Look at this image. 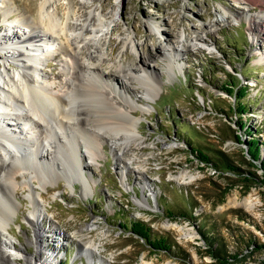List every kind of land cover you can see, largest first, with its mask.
<instances>
[{"label": "rangeland", "instance_id": "1", "mask_svg": "<svg viewBox=\"0 0 264 264\" xmlns=\"http://www.w3.org/2000/svg\"><path fill=\"white\" fill-rule=\"evenodd\" d=\"M6 1L8 8L0 7L3 38L9 36L3 22L8 16L6 24H12L14 34L30 32L24 18L49 41L44 26L38 24L43 0ZM263 4L245 7L234 0H49L46 12L55 17L60 28L66 21L80 24L88 14L95 17L89 25L100 21L96 27L88 26L95 31L91 35L72 30L73 37L80 36L88 47L97 46L102 55L103 66L98 69L102 75L85 77L96 79L105 97L120 113L132 117L138 130L134 129V136H126L125 148L131 147L127 152L122 149L124 143L120 146L121 142L107 136L93 138L88 144L95 152L92 155L84 142L86 137L74 126L67 128L68 137L65 129L48 127L52 136L67 146L62 153L64 172L54 174L44 163L40 169L29 163V158L18 162L22 167L12 189L17 212L4 215L9 228L1 231L3 241L24 245L23 254H34L37 264H209L212 257L203 232L241 258L234 264H264V248L250 244L251 240L264 241V185L247 172L254 168L247 163L244 143L251 136L264 142V28L247 29L252 15L264 24ZM54 36V43L38 41L44 46L42 59L32 66L39 75L36 84L40 91L63 95L68 93L67 81L74 68L64 36ZM109 38L118 43L112 55L107 48ZM8 43L0 46L2 79L5 68L15 77L20 71L15 64L20 49L13 56ZM89 51L93 48L85 52ZM123 51L129 54L127 59ZM147 52L154 56L148 59ZM80 61L90 66L86 57ZM141 64H146L152 79ZM127 66L135 68L136 74H124ZM109 70L121 78L131 77L123 82L133 93L113 84L107 76ZM52 72H59V77ZM234 75L248 86L244 101L249 108L242 114L232 111L234 98L221 89ZM12 107L5 101L0 114L14 113ZM131 109L133 114L129 115ZM5 116L4 122H11L9 115ZM239 120L251 125L250 134L240 129ZM17 126L28 138L36 136L26 130L32 125L19 121ZM256 126L260 128L257 131ZM192 145L222 149L244 172H222L204 164L192 154ZM23 146L22 153L28 156L49 150L45 140L40 149L35 148L37 152L31 143ZM260 151L263 155L264 144ZM17 152L15 157L20 158ZM0 155L3 157L2 150ZM71 155L78 158L81 168ZM248 197L255 200L251 210L244 206ZM35 208L36 232L29 222ZM132 218L150 225L153 237H166L172 243L171 251L151 248L138 236L122 233L124 225L119 223ZM169 223L184 227L190 235L166 227ZM4 251L14 264L23 262L16 249L4 247Z\"/></svg>", "mask_w": 264, "mask_h": 264}, {"label": "bare ground", "instance_id": "2", "mask_svg": "<svg viewBox=\"0 0 264 264\" xmlns=\"http://www.w3.org/2000/svg\"><path fill=\"white\" fill-rule=\"evenodd\" d=\"M48 1L49 0H43L39 5L38 12L40 13V19L38 24L44 26L43 29L47 31V38L49 41H46L44 37L39 34V32L34 30L35 27L31 26L32 22H30L29 19L22 18L23 22H26V24L24 23V26L26 27V29H29L30 32L22 31L20 35H17L16 33L14 34L11 31L12 24H6L8 17L6 14L9 13L7 11L5 13L7 17L3 18V22L7 27L9 36L8 38H3V34L0 33V46L9 42L8 46L11 45V52L13 51V56L17 51V48L20 49L17 52V58H15V61L18 62H14L20 67V71L15 73L16 77L12 74L10 75V73H8V70H6L5 68L3 69V75L6 79L3 76H1L3 77V79L0 78L2 79L0 81V91H2V96L0 97V109L3 110L6 101L7 103H9L10 108L11 104H13L12 108L15 111L12 114L11 112L9 113L6 111H3V113L1 112L2 114H0V150H2L3 153V157L0 155V264H14L13 261H11L9 255L4 251V247H11L18 251V253L22 257L21 259H23V262L19 264H37L36 256L34 254L30 256H27L26 253L23 254L26 251L24 245L17 247L11 240H9L8 242L3 241L1 231L6 230L8 232L9 228V224L6 222L7 220H5L6 217L4 215L10 212L14 216L17 212V206L15 204L16 197L12 189L16 187V174L19 173V170L22 167L18 163L19 161L29 158V160L27 161H30L29 163L31 164L39 166L40 169H43L44 166H42V163H44L45 166L48 165L52 168L54 174H56L57 172H64L62 169L64 166L63 159L65 156H62V153L64 148L67 149V146L58 138L55 139L49 130H53L54 127L59 129L63 128L65 129V136L68 137L69 131H67V128H71V126H74L78 130L79 134H82V136L84 135L83 137H86V139L89 140L86 141L85 139L84 142L89 148V152L92 150L90 152L92 155H95V152L92 149V146L88 145L90 144V141L96 138L100 139L107 136V138L112 139V141L114 142H121L122 144H120V146L124 143V145L122 146V149H124L127 146L126 142H124L127 140L126 136L129 135L132 137L134 136V129L138 130V123L133 121L132 117L130 119L127 118L125 114L120 113L105 97L102 86L99 83L95 82L96 79L94 80L92 78L85 77V74L91 73H97V76L99 77L102 75H100L101 71L98 72L99 67L103 66V60L100 59L102 55L96 48L97 46L88 47V44H86V42H83L84 39H81L80 36L73 37L72 30H79L81 32V35H91L95 31H93V29L89 28L88 26L96 27L97 24H100V21L97 24L93 23L92 25H89L91 21L94 22L95 17L88 14V17L82 23L70 24L66 21L62 28H60L58 27L55 17L46 12V3ZM234 1L243 3L245 7L258 2L264 3V0ZM6 2V0H0V7H5V5L7 6ZM261 10L264 12V4L261 6ZM248 21L249 24L247 29L249 30V32L264 28V24L262 23V21L260 22L258 16L256 15L250 16L248 18ZM253 33L256 34V32ZM57 34H61L64 36L66 45L69 49V51H67V56L69 57L70 62H72V66L74 68L73 72L70 73L71 77L67 81V83L69 82L67 86L68 93H64L63 95L48 94L45 89L44 91H40V86H37L36 84V77H39V75L36 72V67H34L36 64H38L39 60L42 59L41 55L43 53L42 50L44 49V46L38 41H44V44L46 42L54 43V35ZM81 42H83L84 44H82V46L78 45ZM18 44L23 47H20ZM34 44L35 47H32L34 46ZM117 45L118 43L116 44L115 41L109 38L107 48L109 47V53L111 55L116 50ZM90 48H93V51L85 52L86 49L88 50ZM40 51L41 53H39ZM85 54L86 56H84ZM122 55L125 57V59L129 57V54L126 51H123ZM146 55L148 59L154 56L149 52H147ZM82 57H86V60L90 63V66L84 65L80 61V58ZM22 58L26 60L25 62H22L20 64L19 61ZM29 61L31 62L28 63ZM32 63H34V66H32ZM132 67L127 66L123 68V73L135 75V68L133 69ZM142 67V70L148 72L150 78L152 79V73H149L150 70L148 71L146 64H141V68ZM116 68L122 69V67L118 68L117 66ZM58 73L59 72H52V75L59 77ZM107 76L111 78L113 84H117L119 88H125L123 89L125 92L133 93V91H130L128 86L125 85V82H123V80L126 82L128 80H131V77H126L125 75H123L121 78L117 74V72H115V70H109ZM128 113L129 115H132V109L129 110ZM5 115H9L7 119L11 122H4V119L6 120ZM19 121H21L25 126L32 125V127L30 128L27 127L26 130L28 129L34 131V134L36 133V136L34 138H28L26 136V133L23 134V130L16 128L18 127L17 124ZM48 127L49 130H47ZM42 128L46 129L47 132L42 131ZM49 137H51V141L47 140V138ZM13 139H15V143L12 142ZM42 140H45L47 145L49 146V150H47L44 154L41 153L38 156L32 155L34 156L33 158L32 156L26 155V153H22L21 149H24L23 145H27L30 143L34 149H40V147L42 146ZM135 140L136 137H134V141ZM69 148L72 147L69 146ZM36 149L34 151H36ZM128 149H131V147L127 148L126 152L128 151ZM29 150L33 151V149ZM14 151H18L20 153V158L15 157ZM72 159L78 164V167L81 168L78 158L71 155V160ZM180 179L182 178L180 177ZM254 201L255 200H252L251 197H248L245 199L244 206H246L248 210H251L254 207ZM36 210L37 208H35L34 212L31 213V216H33L29 220L30 224L34 226V230L37 228V216L35 214ZM165 226L168 228H178V231H181V233L182 231H185L183 234H186V236L190 235V232L185 230L184 227H178V225L176 224L169 223L165 224ZM36 239L37 238L35 237V240Z\"/></svg>", "mask_w": 264, "mask_h": 264}, {"label": "trees", "instance_id": "3", "mask_svg": "<svg viewBox=\"0 0 264 264\" xmlns=\"http://www.w3.org/2000/svg\"><path fill=\"white\" fill-rule=\"evenodd\" d=\"M232 77L234 78V80L228 79V81L225 82V86L221 87V89L224 90L229 96L234 98L232 111H234L236 114H242L249 108L248 104H246L244 101V97L247 94L246 87L248 86L246 84H240L237 76L234 75ZM237 123L241 125L240 129L243 128L247 134H250V124H246L245 121L243 122L241 120L237 121ZM259 129L260 128H258L257 126L255 127L256 131ZM234 137L236 141H240L238 135H234ZM256 137L257 136H251V138L244 141V143L246 144L245 150L247 152V155L249 156L247 163L254 168V170L247 172L251 174L254 179H257V181L264 185V154L262 155L260 151V147L262 144H264V142H259ZM186 142L191 143L188 139ZM191 152L197 157L199 161L203 162L204 164H210L218 171L232 172L234 174H241L242 172H244L240 165L234 163V160H232L231 157L220 148L205 149L199 147V145H192ZM257 169L261 170L259 174L256 173ZM244 178L248 179V177ZM121 224L124 225L125 229L122 233L129 232L131 235L138 236L151 248L171 251L172 243L163 236L153 237L150 225H148L143 220L132 218L119 223V226ZM201 234L205 239L204 241L206 247L212 257V261L209 264H234V261L241 259L240 257H237V255L229 253L224 243L217 242V239L215 237L210 235L207 236V234H204L203 232ZM250 244H253L258 249L264 248V241L256 242L254 240H251Z\"/></svg>", "mask_w": 264, "mask_h": 264}]
</instances>
